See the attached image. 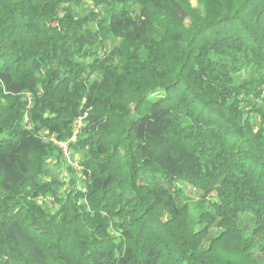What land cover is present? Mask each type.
<instances>
[{
    "label": "trees",
    "instance_id": "16d2710c",
    "mask_svg": "<svg viewBox=\"0 0 264 264\" xmlns=\"http://www.w3.org/2000/svg\"><path fill=\"white\" fill-rule=\"evenodd\" d=\"M85 1L0 0V264H264V0Z\"/></svg>",
    "mask_w": 264,
    "mask_h": 264
},
{
    "label": "rangeland",
    "instance_id": "374dc122",
    "mask_svg": "<svg viewBox=\"0 0 264 264\" xmlns=\"http://www.w3.org/2000/svg\"><path fill=\"white\" fill-rule=\"evenodd\" d=\"M188 2L192 8H199V4L197 0H188ZM98 9L99 8L96 7L90 0H87L77 11L80 16L87 15L89 12H92L93 14L97 15L99 11ZM117 44H118V40L109 39L107 42H105L104 49L102 50V55L107 56L111 51V49L116 47ZM251 77L255 79L262 77L261 79L262 81L261 84L258 85L256 88L257 96L252 98V101L248 103L247 110L250 111L252 109L250 103H253L256 106V108H261L262 112L264 113V72H261L256 75L247 72L242 75V79L245 80ZM23 96L27 101V107H29L31 102L30 94L24 92ZM24 119L26 120V116L24 117ZM254 123L256 124L260 123V118L256 117ZM85 125H86V118L82 121L81 128L78 131V137L82 133V130L84 129ZM72 133H73V122H72L71 136ZM41 139L42 142L46 144H51L55 148V156L47 165L46 172L43 175V180L56 181L57 183H61L64 185H67L68 182L70 181H74L76 182V185L78 187L82 186L81 183L82 176L80 174L79 162L82 157L83 150L70 148L71 153L68 161L62 157V154L59 151L57 144L55 143V141H57L58 139H56L53 135H50L46 132H43L41 134ZM62 141H66V140H62ZM184 187H185L184 190L186 193V197L189 198L190 202H194L200 199L201 197L200 191L196 190L195 188L187 184L184 185ZM37 202L47 207L48 209H51L53 207L51 197L49 196L45 197L44 199L39 198ZM219 232H220V228L216 226H211L209 228V234H208L209 240ZM261 241L263 240H260V242Z\"/></svg>",
    "mask_w": 264,
    "mask_h": 264
},
{
    "label": "built area",
    "instance_id": "2783aa9c",
    "mask_svg": "<svg viewBox=\"0 0 264 264\" xmlns=\"http://www.w3.org/2000/svg\"><path fill=\"white\" fill-rule=\"evenodd\" d=\"M87 118V113L84 112L81 115H79L78 117H76L73 121V133L71 138H69L66 141H62V140H57L55 141V143L58 146L59 151L62 154V157L66 160L69 161V157H70V144L74 143L78 137V131L81 128L82 125V121ZM79 169V168H78Z\"/></svg>",
    "mask_w": 264,
    "mask_h": 264
}]
</instances>
